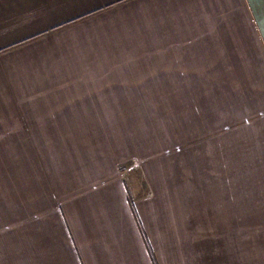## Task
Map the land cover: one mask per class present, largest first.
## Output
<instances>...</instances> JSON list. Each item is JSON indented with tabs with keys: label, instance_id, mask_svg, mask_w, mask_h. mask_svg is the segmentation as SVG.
Listing matches in <instances>:
<instances>
[{
	"label": "crops",
	"instance_id": "crops-1",
	"mask_svg": "<svg viewBox=\"0 0 264 264\" xmlns=\"http://www.w3.org/2000/svg\"><path fill=\"white\" fill-rule=\"evenodd\" d=\"M0 133V264H161L235 197L263 262L264 0H0Z\"/></svg>",
	"mask_w": 264,
	"mask_h": 264
},
{
	"label": "rangeland",
	"instance_id": "rangeland-1",
	"mask_svg": "<svg viewBox=\"0 0 264 264\" xmlns=\"http://www.w3.org/2000/svg\"><path fill=\"white\" fill-rule=\"evenodd\" d=\"M154 103L148 105L147 111L143 112L145 116H142L140 121L147 126H155V123L162 124L161 127L167 129L168 123L163 120L161 115V103L160 100L153 101ZM149 108H153L150 110ZM159 118H162L161 120ZM164 122H163V121ZM137 125L139 121L137 120ZM3 133H0V136ZM9 147L5 142L0 143V147ZM17 148V147H16ZM5 150V149H3ZM17 150H19L17 148ZM48 152H52L54 157H57V160L60 159L59 151L56 146L53 145V149H48ZM21 161V158H17ZM235 171H242V164L235 163ZM250 184V193L248 195V206L249 210L244 211V221L243 223H264V195H259L258 192V181L255 179L249 180ZM246 186V185H245ZM246 191V189H245ZM247 199V197H246ZM239 206L236 204L235 197V226L234 231L235 235H229L225 232V228L229 226L225 223H216V224H207L202 223L200 227L201 236L196 235V227L199 226L195 221L190 222L186 219H182L184 214H187L180 211V213L173 214V222L176 219H180L179 223H172L173 231H171L172 236H169L163 244L160 245L161 251L158 252V259L161 264H243V251L241 249L242 243V231L244 230L245 234H248L252 229L249 227H242L241 215L242 211H239ZM237 209V210H236ZM248 215V216H247ZM248 217V218H247ZM197 224V225H196ZM212 227H215L212 229ZM250 228V229H249ZM212 232V233H211ZM250 233V232H249ZM210 235H215L217 238L215 243L211 241ZM241 244V245H240ZM248 251L256 250L255 245L251 244L246 245ZM254 247V248H253ZM199 249V251H198ZM235 252H238L239 255ZM235 253V254H234ZM235 256V258L233 257ZM246 264H264L263 262H255V260L246 261Z\"/></svg>",
	"mask_w": 264,
	"mask_h": 264
}]
</instances>
